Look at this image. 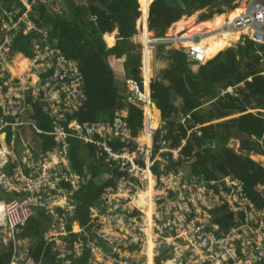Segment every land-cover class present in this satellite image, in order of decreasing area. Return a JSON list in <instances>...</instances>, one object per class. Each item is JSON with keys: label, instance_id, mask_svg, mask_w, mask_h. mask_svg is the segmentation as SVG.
<instances>
[{"label": "trees", "instance_id": "16d2710c", "mask_svg": "<svg viewBox=\"0 0 264 264\" xmlns=\"http://www.w3.org/2000/svg\"><path fill=\"white\" fill-rule=\"evenodd\" d=\"M94 1L81 4L75 3L74 0H65L67 11L63 13L54 12L47 3L39 2L34 5L32 16L38 26L50 28L51 42H55L67 58L78 60L80 63L88 100L73 118L79 122L110 123L114 112L123 110L124 106L128 105V118L123 120L128 122L134 136L143 126V114L134 102L122 94L125 84L120 86L121 83L115 81L109 59L123 66L124 82L135 80L141 84L142 59L139 49L142 47L134 45L131 39L138 35L137 19L145 11L146 0H99V3ZM236 1L154 0L150 5L149 31L153 32L154 37L164 36L166 30L171 28L170 25L189 17H181L183 14L190 15L205 8H208V11L201 14L199 22L206 19L207 21L201 24L193 21L185 32L208 30L210 17L215 13L217 15L212 27H218L221 18L226 14L223 13L225 9L221 7L227 6L233 10L237 8ZM1 5L9 10L11 7L25 9L22 0H1ZM90 16L94 18L90 19ZM114 27L118 28L120 37L116 43V31H112ZM35 37L31 31L18 34L11 45L12 53L33 57L32 41ZM105 44L111 48H107ZM220 47L222 46L208 47L210 49L204 53L209 61L200 65L196 72L190 69L182 51H169L171 62L158 59L166 63L164 69L168 70L161 76L162 70L158 64L160 72L151 83V99L165 123L163 129L167 131L166 138L171 140L170 144L176 146L180 140H185L179 159L174 160L170 155L166 169L186 172L187 168V172L208 179L231 175L243 181L247 195L258 201L254 187L258 184L264 185V166L250 158L249 152L264 154V46L247 38L235 47L219 52ZM22 61L17 66V71H25V66L29 64L24 59ZM146 67L145 55L144 70ZM241 83H244V88L239 87L236 95H219L222 89ZM203 98L210 101L205 106ZM250 110L258 111L254 113ZM233 115L238 116L227 119ZM220 119L226 120L214 122ZM24 120L34 121L44 132L37 133L28 124L21 127L25 142L34 157L59 147L53 135L48 134L47 139L44 137L54 130V123L41 106L36 105L34 112L30 116H24ZM188 132L191 134L188 135ZM233 140L240 142L238 151L229 147ZM69 141L72 167L80 173L87 167L91 173V180L74 195L78 205L75 218L81 226H86L89 222L90 207L98 204L99 196L114 183L119 172L96 156L94 146L84 144L74 137ZM206 144L203 149L201 146ZM119 145L116 140L114 146L117 148ZM245 151L247 153H244ZM155 171L160 174L157 165ZM216 214L221 229L227 230L233 225V215L227 212L225 206L216 210ZM50 223L51 219L45 212H38L36 218L28 221L20 237L31 241L30 255L36 261L59 264L53 244L45 239V232ZM74 228L78 229L77 223ZM13 254L12 245L0 251V264H12ZM89 258L90 252L85 251L82 257L72 259L71 264H88Z\"/></svg>", "mask_w": 264, "mask_h": 264}, {"label": "built area", "instance_id": "2783aa9c", "mask_svg": "<svg viewBox=\"0 0 264 264\" xmlns=\"http://www.w3.org/2000/svg\"><path fill=\"white\" fill-rule=\"evenodd\" d=\"M227 28H246L254 41L264 44V0H249L244 14L229 22ZM198 36L199 39L202 37ZM178 37V40H189L192 44L189 52L184 53L187 59L202 65L205 53L197 42L192 41L193 35L183 39ZM175 39L176 35L172 37L173 43ZM38 40L39 59L34 74L23 72L14 81L5 80L3 86L8 93H24L44 102L45 111L55 121L54 130L47 134L62 144V149L52 158L54 162H66V146L74 137L94 146L96 156L119 172L114 183L99 196L98 212L105 219L106 227L118 236L120 245L102 253L97 264H145L143 258L149 241L146 213L145 209L134 207L131 202L144 191L142 186L149 175L155 176L150 165L155 162L165 187L156 181L157 188L150 196L153 204L150 218L153 264L158 260L160 245L165 240H171L174 248L172 256L162 264H264L263 187H254L258 192V201H254L247 195L244 182L231 175L208 179L188 173L182 180L169 184L165 164L169 155L181 150L185 140L172 146L165 129L156 131L147 127L145 106L150 94V80L147 81L142 74L141 84L134 80L125 81L126 96L143 111L145 130L154 139L148 144L133 136L128 122L123 120L128 118L129 110L123 113L128 105L115 111L110 123H81L73 118L88 98L79 63L68 59L56 45H51L45 34H41ZM152 40L151 44L161 40L166 44L168 38L155 37ZM1 68L3 70V66ZM239 87L244 88V83L227 88L223 94L236 95ZM18 109L13 102L8 103V110L15 112ZM116 140L120 143L117 148L114 146ZM206 146L201 147L205 149ZM49 162L45 159L41 163L43 170ZM56 174L54 171L50 176ZM178 175L182 178L183 173L178 172ZM6 179L1 173L0 182L3 184ZM224 206L233 215V225L227 230L221 229L217 223L216 210ZM30 215V202H14L5 210L6 225L16 228Z\"/></svg>", "mask_w": 264, "mask_h": 264}, {"label": "bare ground", "instance_id": "6f19581e", "mask_svg": "<svg viewBox=\"0 0 264 264\" xmlns=\"http://www.w3.org/2000/svg\"><path fill=\"white\" fill-rule=\"evenodd\" d=\"M153 1L154 0L146 1V9H148L149 12H150V5L152 4ZM248 1L249 0L246 1V5ZM22 2L24 4L25 9H23L22 7H16V8L11 7V9L9 10L2 7L0 0V77L2 76V74H4V71L1 68L2 66L4 67V65L9 63L15 65V62L11 63L13 59L16 60V63H18V65L19 63L23 62L22 59H24V61H27L29 63L28 66H25L26 67L25 71H17V72H27L31 75L34 74V66L37 64V61L39 59L38 37L41 36V34H45L47 36V39L50 41L49 28L38 26V24L34 21V18L32 16L34 5H36L39 2L47 3L48 0H26L25 3L22 0ZM246 5L244 4L245 9H246ZM244 12L245 11L239 8L236 12L237 14L234 13L233 15H229V14L224 15V17L221 18L222 24L220 25V28L215 29L214 30L215 32L211 31L216 34L217 33L216 31L221 29L219 31L221 32L224 31L223 34L224 36H221L219 38L217 36L212 37L210 36L211 34L209 36H205L206 34H204L202 35L203 38L201 37L202 39L201 38L199 39L200 42H197L199 48H202L203 51H205L209 46L211 47V45H215L218 42L225 44L228 41L230 37V33L232 31L240 33V31L238 30H234V29L229 30L227 28L226 21L227 19H229V22L231 21L233 22L239 16L243 15ZM35 17L38 19L37 16ZM91 18L94 17L91 16ZM186 24L187 21L186 19H184V21H180L172 25L167 33L169 35H175V34L177 35L178 32H180L185 28ZM27 31L34 32V34L36 35V37L32 41L33 43L32 50L34 52V56L31 58L27 57L25 54L12 53L11 51V45L13 44L15 38H17L18 34ZM148 33H149V28H148ZM209 33L210 32H207V34ZM245 35L248 36L249 34H245ZM186 36L189 37V34H186ZM161 37H165V36H161ZM154 38L155 37L149 35L148 46L146 48V54H145L147 61L149 59H152L151 42L153 41L152 39ZM178 38L179 37L177 35L175 42L172 44V47L178 49L179 51H182L183 53H188L190 49H188V47L186 46L185 51H183L182 45L184 41H189V40L180 41L178 40ZM182 38H186V37H184L183 35ZM248 38L252 39V36L250 37L248 36ZM256 43L264 46V44L258 42ZM191 46L192 44L190 43V47ZM143 49H145V45L143 46ZM19 56L21 57V59H18ZM143 59H144V55H143ZM158 64L160 66H163V69L166 67V63L164 62L158 61ZM143 65H144V60L142 61V68ZM152 68H153V64H152ZM145 71L146 69L144 70V73ZM8 79L9 81H14V78H8ZM3 82L4 81H0V140L3 141L7 147H12V145H15L12 152L14 155L16 156L20 155V156L12 158L11 152L8 153L3 151V154L0 152V174L2 173L7 177L6 181H4L3 184L0 182V251L12 245L14 251L12 264H27V263L48 264L44 260L36 261L34 258H32V256L30 255L31 241L23 240L20 237V234L23 232V229L28 223V221L31 218H36L37 213L43 211L51 219L49 228L45 232V239L47 240L48 243L53 244V250L56 255L57 263L71 264L72 259L80 258L83 256L85 251H89L90 258L88 264H97V259L101 256V254L109 249L117 248L120 245V240L114 232H112L110 229L106 227L105 219L98 212V204L90 207V217H89L88 225L81 226L80 224L77 223L75 217H76L78 205L74 199V195L76 194V192L80 191L81 188L91 180V176L89 178L87 177L88 176L87 167H85L83 173L78 172L72 167L69 157V152L71 147L70 141H68V145L66 146V150H67L66 162H54L52 160L54 154L62 149V144L58 142H57L59 145L58 148L48 151L42 154L41 156L34 157L33 152L26 145L24 135L21 131V127L28 124L33 127L35 132L37 133H44V132L36 126L34 121L26 122L24 120V116L26 115L30 116L34 112L36 105L41 106L43 112L48 116L50 115L44 109L45 108L44 102L39 101L38 99H34L24 93H19V92L8 93L6 91V88L3 86ZM129 100L134 102L132 99ZM148 101L153 102L151 99V87H150V94L147 98L146 103ZM9 102H13L16 108L19 109L15 112L8 110ZM156 108L157 106L152 104L150 116L153 118V126H151V128L156 129L160 121V124L162 126L156 130L158 131L160 129H163L165 123L162 121V118L161 120H159V114ZM50 118L52 119L55 128V121L51 116ZM15 124L17 125L14 126ZM140 140L142 142L150 144L151 135H150V139L149 137H145L142 135ZM17 142L20 143L24 142V145H19L17 144ZM2 148L3 146L0 145V151L2 150ZM181 150L179 152L171 154L174 160H178ZM45 159H48V161L50 162L47 164L46 169L43 170L41 163L45 161ZM259 159L264 160V156H259ZM168 160L169 157L165 164V170L166 172L169 173L167 179V182L169 184H174L175 182L182 180L183 178L188 176L182 171L166 169L169 163ZM150 165L155 173V177L158 183H160L162 187H165L163 181L160 179V174L156 173L155 171L156 162L152 164L150 163ZM54 171H56L57 174L51 177L50 173ZM178 172L183 173L182 178L179 177ZM149 178H151V181H148L149 187L145 191H143L146 192L147 199H150L149 202H146L147 209H145L147 213L146 222L148 224L147 234L149 236V241L147 243L145 252L148 257L147 258L148 264H153L154 262L153 251H152L153 243L150 239L153 233L150 230V228H152V224L149 222V220L152 214V206H153L150 196L152 194L153 191L152 188L154 184L152 177ZM255 187L264 188V185L258 184ZM10 196H12L13 199L8 201L7 197ZM20 201H28L31 203V215L22 224H18L16 228H11L8 224L6 225L5 210L8 205ZM137 205L145 206L140 201V199ZM75 223H77V228H78L77 230H75L74 228ZM69 227L71 228L69 229ZM105 227L106 229L102 230V228ZM77 234L80 235L77 236ZM72 236H77V237L72 238Z\"/></svg>", "mask_w": 264, "mask_h": 264}, {"label": "rangeland", "instance_id": "374dc122", "mask_svg": "<svg viewBox=\"0 0 264 264\" xmlns=\"http://www.w3.org/2000/svg\"><path fill=\"white\" fill-rule=\"evenodd\" d=\"M54 0H49L48 1V4L49 3H51V2H53ZM57 1V4H55V5H52L51 6V4H49V6H50V8H53L54 10H58V9H60L59 8V5H58V2H59V0H56ZM94 0H77V3H81V4H83V3H90V2H93ZM147 1V0H146ZM246 1L247 0H237L236 2H237V8H235V9H233V10H231V9H228V7L227 6H222L221 8H223V9H225V12H223V13H226L225 15H233L234 13H236L237 12V10L239 9V8H241L243 11H245V7H244V4L246 5ZM99 3V0H95L94 1V3ZM140 4V3H139ZM212 9H214V10H216L217 9V7H212ZM139 11L141 12V10H140V7H139ZM206 11H208V8L206 9H198V10H196V11H194L192 14H190V15H187V14H183L181 17H184V16H189V17H184V18H182V21H184V19H186V21H187V24L185 25V28L183 29V30H181L180 32H182V33H180V32H178L177 33V35L178 36H180L181 37V39H183L182 38V36L184 35V37H186V38H188L187 36H186V34H189V37L191 36V35H193V37L194 36H197L198 38H199V36L198 35H204V34H206L205 36H209L210 34V36H212V37H221V36H224L223 34H224V31L223 32H221V31H219V30H221V29H219V30H217L216 32V34L214 33L215 31V29H218V28H220V25L222 24V22H220V25H219V27H212V23H214V17H215V15H217V13H215V14H212V17H210L211 19H210V28L208 29V30H197V31H191V33H186L185 31L189 28V26L193 23V21H195L196 23H198L199 22V19H200V16H201V14L202 13H205ZM141 14H142V12H141ZM237 14V13H236ZM90 19H91V16H90ZM180 22V21H179ZM232 22V21H231ZM234 22V21H233ZM147 23H148V25H147ZM229 23V19H227V21H226V24H228ZM225 24V25H226ZM224 25V26H225ZM149 27V11H148V9H146L145 8V11H144V13L142 14V15H140V17L137 19V31H138V35L136 36V40H134L133 41V44L134 45H140L141 47H142V49H143V46L145 45V48H147V46H148V39H149V35L150 36H152V37H154V34H153V32H150L149 31V33H148V27ZM172 25H170V27H171ZM170 29V28H169ZM169 29H167L166 30V32H165V34H164V36L165 37H167L168 38V41H167V43L166 44H168V43H173L172 42V37H174L173 35H169L167 32H168V30ZM234 30H238V31H240V33H238V32H231L230 33V37H229V39H228V41L225 43V44H223V43H220V42H218L216 45H212L210 48H217V47H219V46H222V47H220L219 48V52L220 51H222L223 49H225V48H231V47H235L238 43H240L242 40H246L247 38H248V36L250 37L251 35V33H250V31H247L246 29H234ZM211 31H214V32H211ZM207 32H210L209 34H207ZM230 32V31H229ZM247 32V33H246ZM194 34H196V35H194ZM212 34H214V35H212ZM245 34H249L248 36L247 35H245ZM176 35V36H177ZM204 36V37H205ZM192 37V38H193ZM203 38V37H202ZM201 38V39H202ZM163 39V38H162ZM198 42H200V40L198 41ZM50 44L51 45H56V43L55 42H51L50 41ZM164 42H162V40L160 41V42H158V43H156V42H154V43H152V47H151V58L152 59H149L148 61H147V67H146V71H145V73L143 72V68L141 69L142 70V72H143V74L145 75V77H146V79L147 80H150L151 79V77H153L152 79H151V81H153L156 77H157V75H158V59L160 58V59H163V60H168L169 62H171L172 60H171V54L169 53V48L171 47L172 48V46H165L166 45ZM186 46L188 47V49H190L189 47H190V43H189V41H184L183 42V45H182V50L183 51H185V48H186ZM210 48H207L206 50H208V49H210ZM205 50V51H206ZM144 51V59H142V61L144 60V64H145V52H146V49H144L143 50ZM204 51V52H205ZM141 52V51H140ZM218 55V54H217ZM216 57V56H215ZM212 58H214V57H212ZM19 59V58H18ZM186 60H187V62L189 63V67H190V69L193 71V72H196L197 71V69H198V67L200 66V65H197V64H194L193 62H191V61H189L188 59H187V57H186ZM13 62H15V66H16V69H17V66H18V63H16V60H12V62L11 63H13ZM109 62H110V64L111 65H114V64H117V62L116 61H114L113 59H109ZM119 63H121V61H118ZM151 63V64H150ZM152 64H153V68H152ZM29 65V64H28ZM27 65V66H28ZM143 67H144V65H143ZM149 69H150V71H149ZM152 69L154 70V71H152ZM160 70H162L161 72H162V74H161V76H163V74L168 70V69H164L163 70V66H160V68H159ZM159 70V71H160ZM122 71V70H121ZM154 73V74H153ZM153 74V75H152ZM120 80V79H119ZM225 91V89H222L220 92H219V95H224L223 94V92ZM203 101H204V106L205 105H207L210 101H207V99L206 98H203ZM152 104H154L153 102H151V101H148L147 103H146V106H145V110H146V116H147V127L148 128H151V126H153V118L150 116V113H151V106H152ZM126 109H129L128 108V106H126ZM126 109H124V114H126V112H125V110ZM236 116H238V115H233V116H231V117H228L227 119H229V118H233V117H236ZM159 120H161V116L159 117ZM221 120H224V119H221ZM220 120V121H221ZM226 120V119H225ZM214 122H216V121H214ZM217 123V122H216ZM162 125L159 123L158 124V127L156 128V129H154V130H157L158 128H160ZM152 129V128H151ZM146 131V130H145ZM145 131H143V133H140L139 134V136L137 137V138H141V136L143 135V136H145V137H149V139H150V134L149 133H147V131L145 132ZM159 131V130H158ZM142 134V135H141ZM139 138V139H140ZM138 139V140H139ZM152 140H154V139H152L151 138V141ZM141 141V140H140ZM151 144V143H150ZM239 145H240V142L239 141H237V140H233V141H231L230 143H229V147L230 148H232V149H235V150H239ZM262 150H264V145H263V149ZM11 153H12V158H15V157H18V156H20V155H18V156H16V155H14L13 154V152L11 151ZM250 153V158H252V159H254L255 161H257L258 163H262L263 164V166H264V160H261V159H259V156H264V154H259V153H254V152H249ZM253 155V156H252ZM138 198L140 199V201L145 205V206H147V204H146V202H149V200L150 199H147V196H146V192H141V194H139V196H138ZM140 206V205H139ZM145 213H146V211H145ZM146 217H147V213H146ZM150 218H151V216H150ZM149 222H150V220H149ZM151 223V222H150ZM150 227H151V225H150ZM106 229V227L105 228H102V230H105ZM150 230H151V232H152V228H150ZM78 235H80V234H77V236ZM77 236H72V238H76ZM169 243V244H166V243ZM173 246L171 245V240L169 241V240H165V242L163 243V244H161L160 245V255H159V257L157 258L158 260L156 261V263H158V264H162L163 262H166V259L167 258H169V257H171L172 256V253H173ZM99 259V258H98ZM98 259H97V263H98Z\"/></svg>", "mask_w": 264, "mask_h": 264}, {"label": "crops", "instance_id": "0c3cea01", "mask_svg": "<svg viewBox=\"0 0 264 264\" xmlns=\"http://www.w3.org/2000/svg\"><path fill=\"white\" fill-rule=\"evenodd\" d=\"M24 1V3L26 2V0H23ZM49 1V0H48ZM75 1V3H77V0H74ZM49 4H51V6L52 5H55V4H57V1L56 0H54L53 2H51V3H49ZM49 4H48V2H47V5L49 6ZM58 5H59V8L60 9H58L57 11L56 10H54L53 8H50V6H49V8L51 9V10H53L54 12H60V13H63V12H66L67 11V6H66V2H65V0H59V2H58ZM211 19V18H210ZM206 21H207V19H206ZM206 21H202V22H198V23H204V22H206ZM149 28V27H148ZM49 30H50V28H49ZM116 31V35H115V43H116V41L120 38L119 37V33H118V28H116V27H114V29L112 30V31ZM136 38V37H135ZM135 38H132L131 40H132V42L134 41V40H136ZM104 40V39H103ZM50 41H51V38H50ZM105 42V41H104ZM217 44V43H216ZM215 44V45H216ZM106 45V44H105ZM115 45V44H114ZM165 46H172V44H170V45H165ZM212 46V45H211ZM106 47H107V45H106ZM210 47V46H209ZM107 48H111V47H107ZM170 50L169 51H179L178 49H175L174 47H170L169 48ZM144 49H142V48H140L139 49V52H140V54H141V59H143V55H144V51H143ZM20 57V56H19ZM18 57V58H19ZM70 60H75V59H70ZM78 63H79V61L78 60H76ZM209 61V59L207 60L206 58H205V61H204V63L203 64H205L206 62H208ZM110 63V62H109ZM111 65V64H110ZM79 66H80V63H79ZM112 66V70H113V72H114V79H115V81L118 83V84H120L121 83V85L120 86H123V83L125 84V82H124V74H125V71L123 70V66H121L120 64H114V65H111ZM144 68H145V64H144ZM144 68L142 69L143 70V72H144ZM122 70V71H121ZM3 71H4V74H2V76L0 77V81H5V80H8V78H15V77H19V75L20 74H22L23 72H17V69H16V67H15V65H12V64H6V65H4V67H3ZM152 71H154L153 69H152ZM143 72H142V74H143ZM160 71H158V73H159ZM142 74H141V76H142ZM144 75V74H143ZM152 78V77H151ZM120 79V80H119ZM249 81H251V78L249 79ZM151 83H152V81H150V87H151ZM121 88V87H120ZM227 93H230V92H227ZM122 94L124 95V97L125 98H128V96H126V88L123 86V92H122ZM226 94V93H225ZM129 99V98H128ZM88 100V99H87ZM155 105V104H154ZM82 108H84V106H82ZM81 108V109H82ZM157 109V108H156ZM251 112H254V113H256L258 110H250ZM157 112H158V114H159V117L161 116V114L159 113V111L157 110ZM221 120V119H220ZM218 120V121H216L217 123L218 122H221V121H224V120ZM81 123H88V122H81ZM159 123H160V121H159ZM48 134H46V135H44V137H45V139H47V136ZM17 144H19V145H24V142H22V143H20V142H17ZM0 145H2L3 146V148H2V150L0 151L2 154H3V151L4 152H8V153H10L13 149H14V146L15 145H12V147H7L5 144H4V142L3 141H1L0 140ZM27 145V144H26ZM239 147H240V145H239ZM236 151H238V150H236ZM244 153H247L246 151L244 152ZM262 156V155H261ZM179 159V158H178ZM141 163V162H140ZM261 163V162H260ZM142 165H145V164H143V163H141ZM262 164V163H261ZM87 171H88V175H91V173H90V171L88 170V168H87ZM179 171H182V172H184L185 174H186V172H187V168H186V172L185 171H183V170H179ZM189 172H187V174H188ZM189 174H192V173H189ZM197 175V174H196ZM149 177H152V179H153V188L152 189H156L157 188V185L158 184H155V182L157 181V179H156V177L155 176H150L149 175ZM233 177V176H232ZM148 181H149V179L144 183L145 185L144 186H142L143 187V190L145 191L148 187H149V183H148ZM138 196L139 195H137L136 197H133L132 198V202H131V205L132 206H134V207H138V208H140V207H144V209H147L146 208V206H139V205H137L138 203H139V199H137L138 198ZM12 199V197L10 196V197H7V200L8 201H10ZM136 202H138V203H136ZM99 204H100V202L98 201V208H100L99 207ZM152 208H153V206H152ZM76 222V221H75ZM78 223V222H77ZM79 224V223H78ZM143 260H144V262H145V264H148V262H147V259L144 257L143 258ZM155 264H157L156 262H155Z\"/></svg>", "mask_w": 264, "mask_h": 264}, {"label": "flooded vegetation", "instance_id": "af4514ba", "mask_svg": "<svg viewBox=\"0 0 264 264\" xmlns=\"http://www.w3.org/2000/svg\"><path fill=\"white\" fill-rule=\"evenodd\" d=\"M126 110H129V109H126ZM141 111H142V110H141ZM142 114H143V111H142ZM143 131H145V116H144V114H143V126H142V128L140 129V131L138 132V134H137V135H134V136L138 137L140 133H143ZM132 132H133V131H132ZM141 135H142V134H141ZM139 138H140V137H139Z\"/></svg>", "mask_w": 264, "mask_h": 264}, {"label": "water", "instance_id": "95a60500", "mask_svg": "<svg viewBox=\"0 0 264 264\" xmlns=\"http://www.w3.org/2000/svg\"><path fill=\"white\" fill-rule=\"evenodd\" d=\"M192 41H193V42H198V41H199V38H198L197 36H194V37L192 38Z\"/></svg>", "mask_w": 264, "mask_h": 264}, {"label": "clouds", "instance_id": "9594fccd", "mask_svg": "<svg viewBox=\"0 0 264 264\" xmlns=\"http://www.w3.org/2000/svg\"><path fill=\"white\" fill-rule=\"evenodd\" d=\"M57 46V45H56ZM58 47V46H57ZM63 52V51H62ZM64 54V53H63ZM65 55V54H64ZM69 59V58H68ZM195 64V63H194ZM198 65V64H197ZM203 65V64H202ZM171 141V140H170ZM154 257V256H153ZM145 258L147 259L148 257H147V254H146V256H145ZM154 261V260H153Z\"/></svg>", "mask_w": 264, "mask_h": 264}]
</instances>
